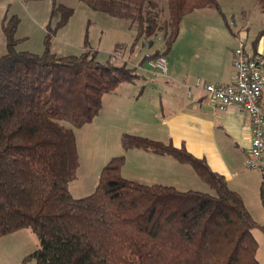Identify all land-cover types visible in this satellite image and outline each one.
<instances>
[{
    "label": "trees",
    "instance_id": "trees-1",
    "mask_svg": "<svg viewBox=\"0 0 264 264\" xmlns=\"http://www.w3.org/2000/svg\"><path fill=\"white\" fill-rule=\"evenodd\" d=\"M92 9L128 20L136 40L163 46L151 59L166 57L183 19L220 0H81ZM263 14L264 0H257ZM73 10L53 0L52 16L65 25ZM15 20L4 25L7 51L0 56V238L24 228L39 247L28 258L35 264H261L255 230L264 234L241 196L226 179L185 147L131 134L122 135L125 151L141 149L190 165L213 193L182 191L170 185L145 184L122 175L125 157L102 169L95 191L76 198L70 184L80 167L75 129L96 119L102 97L140 78L136 67L96 53L58 56L16 50ZM68 124V125H66ZM264 207V182L262 187Z\"/></svg>",
    "mask_w": 264,
    "mask_h": 264
},
{
    "label": "rangeland",
    "instance_id": "rangeland-1",
    "mask_svg": "<svg viewBox=\"0 0 264 264\" xmlns=\"http://www.w3.org/2000/svg\"><path fill=\"white\" fill-rule=\"evenodd\" d=\"M155 1L164 9L162 19L167 17L166 0ZM55 2L73 10L65 25L58 26L61 15L52 16L53 0H0V56L7 51L4 25L11 26L16 20L14 39L17 51L42 54L46 48L47 35L56 28L49 48L58 56L80 55L89 50L96 53L100 62H106L114 54L116 61L136 67L140 78L118 86V94H105L102 97L104 108L101 114L92 123L75 129L80 169L77 179L70 186L78 195L77 189L86 183L90 188L81 197L91 195L104 165L118 156L125 157L122 175L127 179L147 177V161L143 163L145 166L142 165L138 155L149 152L141 149L125 151L122 135L131 134L154 140L149 135L153 136L162 127L164 99L168 96L171 83L165 79L166 75L159 70L153 72L149 65V56L163 46L162 34L152 37L153 45L150 46L147 39L136 40V29L128 20L92 9L81 0ZM220 5L225 17L214 9L210 11L215 14L211 21L219 22L226 28L230 26L233 30H240L245 26V20H248L250 34H254L263 22L257 0H220ZM142 179L147 181V178ZM190 181L183 186V191L213 193L200 179H195V183ZM254 236L259 243L258 258L264 264V234L255 230ZM38 247L36 234L28 228L3 236L0 238V264H35V260L28 257Z\"/></svg>",
    "mask_w": 264,
    "mask_h": 264
},
{
    "label": "crops",
    "instance_id": "crops-1",
    "mask_svg": "<svg viewBox=\"0 0 264 264\" xmlns=\"http://www.w3.org/2000/svg\"><path fill=\"white\" fill-rule=\"evenodd\" d=\"M208 9L187 15L180 24L179 36L166 56L168 65L164 75L171 86L164 99L162 127L149 136L155 138L154 141L185 147L192 155L204 160L213 172L226 179L231 190L241 196L253 219L263 224L261 192L264 174L246 166L251 137L249 117L235 110L217 111L204 91L194 88L198 81L232 83L235 76L234 50L240 42L250 55L264 56V35L257 41L263 22L254 34H250L248 20L242 29L236 31L230 26L226 28L219 22H212L215 14L210 11L214 9ZM112 94H118V91ZM261 101L264 109V92ZM138 157L142 165L147 161L148 166L147 177L136 180L141 183L170 185L183 191L188 181L200 179L190 165L171 156L149 152ZM142 178H147V181ZM97 184L98 181L94 189ZM82 185L77 189L78 195L70 186L76 198H82L81 194L90 188L86 183Z\"/></svg>",
    "mask_w": 264,
    "mask_h": 264
},
{
    "label": "built area",
    "instance_id": "built-area-1",
    "mask_svg": "<svg viewBox=\"0 0 264 264\" xmlns=\"http://www.w3.org/2000/svg\"><path fill=\"white\" fill-rule=\"evenodd\" d=\"M150 57V56H149ZM150 68L167 73V59L160 56L149 61ZM235 76L232 83L196 82L194 88L204 91L206 98L219 112L235 110L249 117L251 137L246 166L264 174V56L250 55L242 42L234 50Z\"/></svg>",
    "mask_w": 264,
    "mask_h": 264
}]
</instances>
